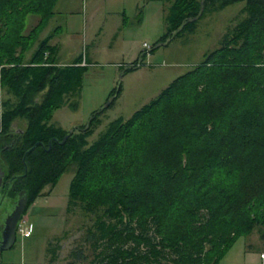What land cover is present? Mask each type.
<instances>
[{"label": "trees", "instance_id": "1", "mask_svg": "<svg viewBox=\"0 0 264 264\" xmlns=\"http://www.w3.org/2000/svg\"><path fill=\"white\" fill-rule=\"evenodd\" d=\"M58 1L0 0V66L11 64L0 89L13 96L1 103L2 192L13 203L25 191L26 215L74 167L68 210L97 218L93 264H220L239 238L264 230V0H205L200 19L246 4L219 48L91 145L100 112L64 142L69 132L50 122L81 88L82 56L58 64L51 35L25 56ZM159 1L169 3V29L155 46L197 16L202 0ZM29 14L41 19L26 34Z\"/></svg>", "mask_w": 264, "mask_h": 264}, {"label": "rangeland", "instance_id": "2", "mask_svg": "<svg viewBox=\"0 0 264 264\" xmlns=\"http://www.w3.org/2000/svg\"><path fill=\"white\" fill-rule=\"evenodd\" d=\"M245 4L239 2L206 13L168 44L151 52L168 33L169 3L159 0H74L69 8L57 3L54 15L39 29L26 52V59L41 40L51 35L54 39L51 43L58 47L56 62L69 63L77 56L88 54L93 64L88 65L80 90L66 96L68 101L54 110L50 122L68 132L78 130L88 125L93 114L115 95L110 105L99 113L98 124L88 138L89 145L93 144L111 122L130 118L174 79L202 63L206 54L219 48L227 27L239 18ZM26 18L27 34L38 26L41 18L34 14ZM144 51L147 56L142 59ZM123 61V65H116ZM135 61L138 65L128 69L120 79L123 70ZM6 64L9 63L2 64L0 70ZM112 92L115 93L111 95ZM9 97L13 96L3 86L0 89V115L1 103ZM17 127H24L21 120ZM73 175L74 167L62 175L54 188L45 189L44 196L39 197L32 207L30 221L36 226L33 237L25 240L18 233L14 246L0 255L2 263L16 264L21 259L25 263L40 262L50 255V248L60 247L59 258L65 261L64 264L76 261L79 256L81 264H93L97 252L89 235L90 229H95L97 218L94 214H85L80 207L68 210ZM12 207L11 199L0 192V227ZM42 222L62 223L64 229L56 226L44 228L40 226ZM106 222L113 223L108 219ZM263 236L264 230L256 228L248 236L239 238L231 255H239L245 243L254 242L252 237Z\"/></svg>", "mask_w": 264, "mask_h": 264}, {"label": "crops", "instance_id": "3", "mask_svg": "<svg viewBox=\"0 0 264 264\" xmlns=\"http://www.w3.org/2000/svg\"><path fill=\"white\" fill-rule=\"evenodd\" d=\"M60 3L62 4L63 7L69 8L74 3V0H60L58 2V4H60ZM53 40L54 39H52L51 42H53ZM52 45H54V44H52ZM77 57L78 58H74L69 63L58 62V64H60V65L73 64L81 56H77ZM85 57L82 56V64L81 65H87L88 66L90 64H93V61L91 60V58L89 57L88 54ZM123 64H124V61L121 62V63H118L116 65H119L120 66V65H123ZM42 196H44V194ZM35 202H34V204H35ZM33 205L30 207V209L28 210V212L26 214V216L29 217L28 219H29V223L32 226L33 233H32V235L30 237H22L25 240L30 239L31 237H33V234H34L35 228H36V226L33 225V223L30 221V216H31V214L34 211L32 209ZM40 226H42L44 228H49V227L56 226V227H60V228L64 229V224H62V223H54V222H47V223L46 222H42ZM94 230L96 231V228ZM252 238H253V241L254 242H251V243L250 242H247V243H245L242 246V249H241L240 254L237 255L236 257H233V255H231V250L234 247V245L237 244V242H236L233 245V247L223 257L224 262L222 261L223 260L222 259L220 264H264V258L261 257V255L264 254V238H260V237H252ZM59 252H60V247H59V249H58V247H52V248L49 249V254L50 255H48L45 258H43V260H41L40 262H36V263H25L23 261V259H21V261L20 262L18 261V263H16V264H64L65 261H61L60 258H59ZM81 261H82V259L79 256L76 261H71V262H69V264H81ZM0 262H1L0 264H5V263H2V261H0ZM7 264H12V263H7Z\"/></svg>", "mask_w": 264, "mask_h": 264}, {"label": "water", "instance_id": "4", "mask_svg": "<svg viewBox=\"0 0 264 264\" xmlns=\"http://www.w3.org/2000/svg\"><path fill=\"white\" fill-rule=\"evenodd\" d=\"M204 1L205 0L201 1V9H200L197 16L191 17V18L185 20L176 31L172 32L171 37L167 38L164 42L158 43L155 46V48H158L161 45L168 44L175 37L176 34H178L179 32H181L183 30V28L185 27L186 24L198 21L200 19V17L202 16L203 11H204ZM129 68H132V67H127L123 70V72L120 75V79L122 78V75L126 72V70ZM118 90L119 89H117V91ZM113 97H115V95L112 96L111 101H112ZM111 101H109L105 105V107L110 105ZM105 107L100 109L98 112L94 113V116L97 113L101 112ZM90 122H91V120L89 121L88 125H86V128L89 127ZM73 132H74V129L71 130L68 133V135H66L63 142L67 139L68 136L73 134ZM5 176H6V172L0 167V192H2V190L5 186L4 185ZM4 193L7 194V191ZM27 203H28L27 195H26L25 191H21L19 193L16 201L12 203L13 207L10 210V212L7 214V216L4 218L3 224L0 227V230H1V233H0V254H2V252L5 250L11 249L14 246V244L16 243V241H17V228H18V225H19L21 218L24 216V212H25V209L27 207Z\"/></svg>", "mask_w": 264, "mask_h": 264}, {"label": "built area", "instance_id": "5", "mask_svg": "<svg viewBox=\"0 0 264 264\" xmlns=\"http://www.w3.org/2000/svg\"><path fill=\"white\" fill-rule=\"evenodd\" d=\"M144 47H148V45L144 44ZM18 233H20L22 237H30L33 233L32 226L29 223V220L26 217V215H24L19 222V225L17 228V234ZM261 257L264 258V254H262Z\"/></svg>", "mask_w": 264, "mask_h": 264}, {"label": "flooded vegetation", "instance_id": "6", "mask_svg": "<svg viewBox=\"0 0 264 264\" xmlns=\"http://www.w3.org/2000/svg\"><path fill=\"white\" fill-rule=\"evenodd\" d=\"M12 127H13L14 130L22 131V128L20 129L19 127H17V123H14V124L12 125ZM4 185L6 186V176H5Z\"/></svg>", "mask_w": 264, "mask_h": 264}]
</instances>
